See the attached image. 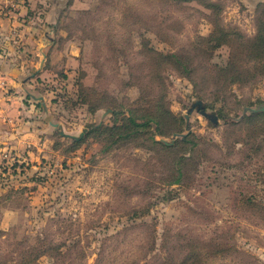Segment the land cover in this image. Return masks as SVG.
<instances>
[{"label":"rangeland","instance_id":"1","mask_svg":"<svg viewBox=\"0 0 264 264\" xmlns=\"http://www.w3.org/2000/svg\"><path fill=\"white\" fill-rule=\"evenodd\" d=\"M263 34L264 0H0V264H264Z\"/></svg>","mask_w":264,"mask_h":264},{"label":"water","instance_id":"2","mask_svg":"<svg viewBox=\"0 0 264 264\" xmlns=\"http://www.w3.org/2000/svg\"><path fill=\"white\" fill-rule=\"evenodd\" d=\"M194 110H195L196 112H198L200 115H202L204 118L210 120L214 127L217 126V124H218V118L216 117V115L213 114V113H211V114L206 113V111H205V107L202 105V103H201L200 101H196V102H194V103L191 105V107H190V109L188 110L187 115L185 116V118L187 119L188 116H189ZM252 112H256V111H255V110H252ZM61 134H62V133H61ZM65 136H66L67 138L72 139V140H77L76 137H73V136H70V135H65ZM181 137L183 138L184 136H181ZM166 144H169V143H166Z\"/></svg>","mask_w":264,"mask_h":264},{"label":"trees","instance_id":"3","mask_svg":"<svg viewBox=\"0 0 264 264\" xmlns=\"http://www.w3.org/2000/svg\"><path fill=\"white\" fill-rule=\"evenodd\" d=\"M262 38L264 39V34L262 35ZM217 39H219V37L217 38ZM218 42H220V40H218ZM263 45H264V42H263ZM259 114H255V115H253V116H258ZM150 122H152L151 121V119H149L148 121H145L144 123H142V124H137L138 125V127H147L148 125H149V123Z\"/></svg>","mask_w":264,"mask_h":264}]
</instances>
